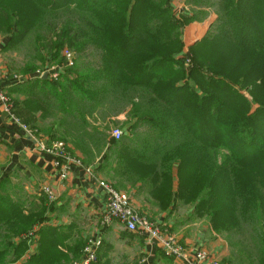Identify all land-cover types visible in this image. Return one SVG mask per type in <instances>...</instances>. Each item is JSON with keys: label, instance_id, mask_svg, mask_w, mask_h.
Here are the masks:
<instances>
[{"label": "trees", "instance_id": "16d2710c", "mask_svg": "<svg viewBox=\"0 0 264 264\" xmlns=\"http://www.w3.org/2000/svg\"><path fill=\"white\" fill-rule=\"evenodd\" d=\"M170 4L0 0L2 51L18 49L36 31L32 44L42 63L64 48L93 53L89 65L74 63L58 82L14 84V113L21 106L40 120L49 115L85 137L97 109L107 108L111 121L125 114L130 134L113 140L112 156L131 177L135 172L133 183L147 186L159 210L181 204L204 218L235 252L220 264H264V0H185L189 10L178 18ZM210 16L185 52L184 27ZM116 102L125 110L110 114ZM21 192L0 181V264H53L54 252L59 264L79 261L85 240L73 239L70 227L41 228L46 199L12 198Z\"/></svg>", "mask_w": 264, "mask_h": 264}, {"label": "crops", "instance_id": "0c3cea01", "mask_svg": "<svg viewBox=\"0 0 264 264\" xmlns=\"http://www.w3.org/2000/svg\"><path fill=\"white\" fill-rule=\"evenodd\" d=\"M170 6L173 12L177 10L180 13V11L187 12L189 10L185 0H172ZM180 15L176 17L178 18ZM209 25L210 17H207L204 22H193L187 25L184 27V29L188 28L186 35H184L185 30H182V43L187 42L190 46L199 41ZM6 40L5 37L0 36V51L3 49ZM65 50L68 49L64 48L60 52L62 59ZM70 52L75 59L74 51ZM63 68L64 71L61 72L62 70H60L59 72L60 76L69 67L63 64ZM40 78L43 80L49 77ZM30 80L32 79H28L26 82ZM10 87L11 85L5 83L4 80L0 81V90L6 95L4 90ZM15 116L21 124L26 125L19 116L16 114ZM54 123L57 126L51 128H57L55 135L64 136L67 140L68 152L73 158L79 160L83 167H73L65 179H60L59 170L53 165L54 158L40 150L41 146L48 147L54 142H60V140H53V135L50 137L44 132L34 131L28 127L32 132H35L34 141L6 114H0V181H16V184L20 186L17 188L22 190L21 195L26 197L43 198L42 188L49 187L52 189L54 193L53 209L46 213L47 220L53 223L50 226L70 227L72 234L78 233L84 238L85 245L91 240L99 242L100 246L96 248V255L100 259V264L184 263L167 257L157 245H149L144 237L126 232L116 222H113L109 227H102L100 218L105 209V200L103 192L97 186L99 181H107L116 191L129 195L134 210L144 214L151 213L150 217L159 229L163 233L174 236L190 252L204 250L208 253L210 260L217 264L235 255V252H232L223 238L210 233L205 219L195 216L192 207L187 206L180 212L178 211L180 208L178 204L176 207L172 205L166 210H159L155 200L145 188L147 186L142 187L140 183H133L134 180H131L135 177V172H131V177L130 172H126L114 160L112 156L114 154L112 150L113 140L110 142L101 133H95L99 136L100 144L99 146L93 145L91 138L94 134L92 128H95V125H92L90 120L88 121L90 130L86 137L81 132H73L75 134L73 136L71 133L60 129L57 121ZM126 130H129L128 125H126ZM127 133L128 138L130 133L129 131ZM76 139L83 141H76ZM38 142L41 145H38ZM108 145L111 146L108 147ZM105 169L108 170L105 171ZM165 200V198L162 199L163 202ZM80 220H89L93 223L90 234L84 230L78 231ZM65 244L69 245L68 242ZM239 262L242 261L235 259L232 264H240Z\"/></svg>", "mask_w": 264, "mask_h": 264}, {"label": "built area", "instance_id": "2783aa9c", "mask_svg": "<svg viewBox=\"0 0 264 264\" xmlns=\"http://www.w3.org/2000/svg\"><path fill=\"white\" fill-rule=\"evenodd\" d=\"M73 54L65 50L63 51L64 65L72 66ZM60 72L57 66V72L51 73V79L56 80ZM48 76L41 73L38 77ZM50 78V77H49ZM0 114H6L14 123L19 125L21 129L35 141L34 134L28 126L21 124L20 120L15 116L14 105L12 100L0 90ZM111 138L119 141L122 138L120 130L115 129L111 132ZM41 145V143H37ZM41 152L54 158L53 165L59 170V178L65 179L73 167L82 168L81 162L68 152L63 142H54L48 147L41 146ZM88 172V171H86ZM98 188L104 194L105 209L100 218V225L104 228L109 227L113 222L118 223L126 232L138 234L144 237L149 245H157L162 252L169 258L184 264H217L210 260L208 253L204 250H195L190 252L172 235L163 233L159 227L143 218L131 205L130 198L127 194L118 192L106 181L97 182ZM42 194L47 201L54 200V193L49 187L42 188ZM33 238L32 234L28 235ZM100 246L99 242L88 241L83 248L82 258L74 264H94L96 262V248Z\"/></svg>", "mask_w": 264, "mask_h": 264}, {"label": "rangeland", "instance_id": "374dc122", "mask_svg": "<svg viewBox=\"0 0 264 264\" xmlns=\"http://www.w3.org/2000/svg\"><path fill=\"white\" fill-rule=\"evenodd\" d=\"M172 1V0H171ZM174 14L176 16H179V14H183V12L180 11V13L176 10L174 12ZM214 17L210 16V23L213 22ZM188 29V28H187ZM186 28L183 30L184 31V35H186ZM207 30V29H206ZM36 31H33V33L30 35V37L28 38L27 41H25L22 45H19L18 49H15V47L13 49L7 50V51H0V81L4 80L5 83H8V85H11V87L15 84H25L26 80L28 79H32L34 80L35 77H38L41 73L43 74H48V78L50 80V82H58L61 79L60 74L58 73V77L57 79L54 81L51 80V73H56L57 72V66H59V69L62 70L61 72L64 71L63 68V64L64 61L62 59V55H59V58H57L54 62H51L50 64L48 63V61L42 63V60L37 56V54H35V49H34V45L32 44V40L33 38H36ZM193 44V43H192ZM191 44V45H192ZM189 44L186 42L185 44H183V48L185 50V52L187 51ZM75 53V52H74ZM86 54V59L83 58V56ZM90 54H93L91 52H86L84 54L81 55H76V53L74 54V57H76L75 59H73L72 61V65L78 66V67H84L87 66L91 63V59H89L88 57L90 56ZM75 63V64H74ZM10 87V88H11ZM9 89V88H8ZM8 89L4 90L9 97H11V99L13 101H19V97L16 94H12ZM17 110V114L19 115V118H21L26 125L29 128L34 129V131H40V132H44L46 134H48L50 137L51 135H53L52 139L53 140H60L61 138L59 136H56L55 133H57V128L52 129L51 127H56L57 125L54 123L55 121L53 119L49 118V115L46 116L45 120H40L39 114H29L26 111L21 109V106H19ZM125 110V107L123 105V103H114L112 105H110V107L108 108V112L110 114H113L114 112H118V111H122ZM105 113H107V108H103V109H97V113H94L92 118L90 120V122L92 123V125H95V130H94V134L92 136L91 139H93L92 143L93 145L99 146L100 144V140H99V136L95 133H101L106 140H109L110 142L113 140L111 138V132L115 129L120 130V132L122 133V138L119 142L123 141L124 139H126V137L128 136V130H126V122L124 120L123 117L126 118L125 114H120L118 115L116 118H114L111 121L110 117H106L107 115H105ZM49 129H52V131H49ZM144 128H142L143 130ZM55 135V136H54ZM111 145H108V147H110ZM108 169H105V171H107ZM16 181H11V186L12 187H19L18 184H16ZM140 185L142 187H144V184ZM11 193L13 192L12 188H8ZM43 195V194H42ZM22 198L25 199V195L22 196H12V198ZM42 198V197H41ZM43 198H45L43 196ZM47 211L52 210L53 209V203L52 201H47ZM187 206H183L180 204V208L178 209V211L182 212L184 210V208H186ZM143 218H145L147 221L150 222H154V220L150 217L151 213L148 214H144L141 213L139 211H137ZM92 224L91 221L89 220H80V227H78V231L82 232L83 230L85 232H87L88 234L91 233V228H92ZM50 225H53L52 221L48 220V222L41 224V228H48ZM62 228H67V227H62ZM66 232V234L68 235V230H64ZM70 234V233H69ZM75 235H78L75 234ZM73 236L75 239L76 236ZM79 237V236H78ZM81 238H83L81 236ZM37 239V238H36ZM84 239V238H83ZM220 241V240H219ZM31 243L34 242L33 238L30 241ZM68 242V241H67ZM65 242V243H67ZM221 242V241H220ZM64 243V245H65ZM33 245H36L35 242L33 243ZM102 245V244H101ZM32 246V244H31ZM30 246V252H27L28 254H31L33 252V250H35L34 247ZM82 248H83V242H82V246L80 251L78 250V257L80 258L81 256V252H82ZM60 252V250H58ZM254 254H257L256 248H254L253 250ZM50 257L53 260V264H59V259L57 256V253H51ZM77 260H72L70 261V263L68 264H74L77 263ZM99 261V257H97L96 263L94 264H100L101 262Z\"/></svg>", "mask_w": 264, "mask_h": 264}]
</instances>
